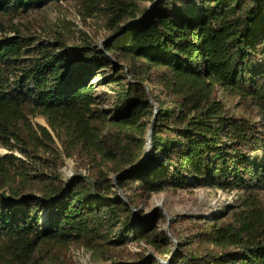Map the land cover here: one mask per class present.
Returning a JSON list of instances; mask_svg holds the SVG:
<instances>
[{
    "label": "trees",
    "instance_id": "obj_1",
    "mask_svg": "<svg viewBox=\"0 0 264 264\" xmlns=\"http://www.w3.org/2000/svg\"><path fill=\"white\" fill-rule=\"evenodd\" d=\"M59 1L0 0V20ZM113 1V36L103 49L40 42L19 29L0 35V147L29 157L40 147L53 151L49 130L30 121L44 115L67 156L113 165L127 200L107 174L94 181L79 170L69 180L58 169L29 176L5 167L18 157L0 156V264H46L70 244L108 251L132 235H144L159 256L173 252L167 264H264V0H159L150 11ZM114 60L129 80L107 115L94 107V79ZM219 90L255 113L235 111ZM152 101V148L141 162ZM192 186L248 198L194 218L204 222L188 243L174 232L175 251L166 232L133 227L139 200ZM143 260L111 264H162Z\"/></svg>",
    "mask_w": 264,
    "mask_h": 264
},
{
    "label": "rangeland",
    "instance_id": "obj_2",
    "mask_svg": "<svg viewBox=\"0 0 264 264\" xmlns=\"http://www.w3.org/2000/svg\"><path fill=\"white\" fill-rule=\"evenodd\" d=\"M131 1H135L136 5L144 8H150L151 6L150 2L143 0ZM113 2V0H61L50 3L41 9H34L28 13L1 19L0 35H14L15 30L19 29L22 34L37 36L40 42H55L58 39L68 45H96L103 49L105 41L112 39L113 36V31L110 28L114 25L112 9H110ZM128 7H131V5ZM126 23L127 20L121 22V25ZM114 63V65L102 71L94 79L96 97L94 107L107 115H111L118 105V87L129 80V77L119 66V62L114 60ZM130 81L133 80L130 79ZM219 93L225 103L234 108L235 111L252 115L255 113L253 107H249L241 98L223 93L222 90H219ZM152 104L154 107L157 105L154 102ZM145 120L147 121V118ZM30 121L36 129L42 126L49 130L54 141L53 151L40 147L38 151L35 149L36 152L29 157L22 153L20 149L9 150L2 146L0 147V156L4 157L13 154L19 158L14 164L5 163L7 169L11 171L24 170L29 176L41 174L49 176L54 169H58L63 180H69L79 170L89 177L91 181H94L95 177L104 173L108 175L109 180H112L113 184L117 182V174L113 173V165L111 163L90 162L84 160L83 157L77 159L67 156L64 153V148L57 132L50 126L46 116L34 115L30 117ZM150 125L147 129L146 140L148 139ZM152 130L153 125L151 137ZM151 148L152 144L149 146V153ZM31 150L30 148L29 151ZM115 187V190H119L120 196L127 200L129 191ZM247 198L248 194L246 192L240 190L233 192L212 186L169 189L154 193L148 199L139 200V207L132 208L131 222L138 233L150 232L149 228H156L157 232H166L173 241L174 245L172 247L173 251H175L181 243L178 242L174 232L180 237L185 236L183 237L184 244L188 243L189 239L187 237L194 235L197 231L193 229L194 225L204 222V220L196 221L194 218H209L211 213L227 206L232 199H234V202L230 207L237 208ZM260 199L264 204L263 195ZM159 213H162L165 217L158 219ZM187 225L191 226V231L186 230ZM122 228V225H119V229L112 235L113 239L117 237L116 233ZM143 236L135 239V236L132 235L123 243L113 244L108 251H95L83 245L70 244L58 252L53 260H48L46 264L131 263L142 257H144V260L141 263H145L149 258H156L162 264H167L173 256V252L166 256H159L158 248L155 247L154 243H149ZM204 245L210 246L207 243H200L201 247ZM210 248H213V246H210Z\"/></svg>",
    "mask_w": 264,
    "mask_h": 264
},
{
    "label": "water",
    "instance_id": "obj_3",
    "mask_svg": "<svg viewBox=\"0 0 264 264\" xmlns=\"http://www.w3.org/2000/svg\"><path fill=\"white\" fill-rule=\"evenodd\" d=\"M159 0H156L155 2H153V3H151V6H150V8H149V11L152 9V7L155 5V3H157ZM153 103V102H152ZM157 112H158V107H157V105L155 106V111H154V116H153V119H152V123H151V125H150V130L148 131V139H147V151H146V155L142 158V160H141V162L142 161H144L145 159H146V157H147V155L149 154V146L152 144V137H151V128H152V125H153V123H154V121H155V118H156V114H157ZM116 177H118V175H116ZM115 177V178H116ZM115 186H117V183H115L114 184ZM119 188V187H118ZM119 191V190H118ZM119 194H120V192H119Z\"/></svg>",
    "mask_w": 264,
    "mask_h": 264
},
{
    "label": "built area",
    "instance_id": "obj_4",
    "mask_svg": "<svg viewBox=\"0 0 264 264\" xmlns=\"http://www.w3.org/2000/svg\"><path fill=\"white\" fill-rule=\"evenodd\" d=\"M234 192V191H233ZM234 202V199H232L231 203H228L227 205H231Z\"/></svg>",
    "mask_w": 264,
    "mask_h": 264
},
{
    "label": "bare ground",
    "instance_id": "obj_5",
    "mask_svg": "<svg viewBox=\"0 0 264 264\" xmlns=\"http://www.w3.org/2000/svg\"><path fill=\"white\" fill-rule=\"evenodd\" d=\"M71 175V174H70Z\"/></svg>",
    "mask_w": 264,
    "mask_h": 264
}]
</instances>
